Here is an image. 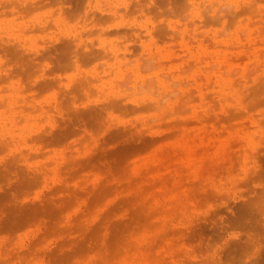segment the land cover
I'll use <instances>...</instances> for the list:
<instances>
[{"label":"rangeland","instance_id":"rangeland-1","mask_svg":"<svg viewBox=\"0 0 264 264\" xmlns=\"http://www.w3.org/2000/svg\"><path fill=\"white\" fill-rule=\"evenodd\" d=\"M0 264H264V0H0Z\"/></svg>","mask_w":264,"mask_h":264},{"label":"bare ground","instance_id":"bare-ground-1","mask_svg":"<svg viewBox=\"0 0 264 264\" xmlns=\"http://www.w3.org/2000/svg\"><path fill=\"white\" fill-rule=\"evenodd\" d=\"M143 43H144V42H143ZM130 48H131V47H130ZM118 51H119V50H118ZM124 51H125V50H124ZM115 52H116V51H115ZM134 52H135V51H134ZM112 53H113V52H112ZM117 53H118V52H117ZM121 53H122V52H121ZM114 55H115V53H114ZM127 55L129 56L130 54H127ZM127 55H126V56H127ZM120 57H122L121 54H120ZM123 57H124V56H123ZM130 57H131V55H130ZM115 58H116V56H115ZM124 58H125V57H124ZM130 59H132V58H130ZM128 61H129V60H128ZM129 62L131 63V60H130ZM129 62H128V63H129ZM116 63H117V62H116ZM126 64H127V63H126ZM122 65H123V62H122V64H121V66H122ZM128 65H130V64H128ZM118 66H119V65H118ZM119 67H120V66H119ZM122 67H123V66H122ZM137 67H138V69H139V65H138ZM140 67H141V66H140ZM134 69H135V68H134ZM136 69H137V68H136ZM139 76H142V75H139ZM142 80H143V79H142ZM143 81H144V80H143ZM160 101H161V99H157V100H156V102H158V103H159Z\"/></svg>","mask_w":264,"mask_h":264}]
</instances>
